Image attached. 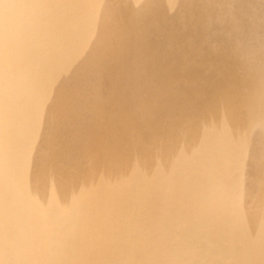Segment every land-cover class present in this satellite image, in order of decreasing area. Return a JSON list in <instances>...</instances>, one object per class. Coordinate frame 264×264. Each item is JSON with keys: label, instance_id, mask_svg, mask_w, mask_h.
I'll list each match as a JSON object with an SVG mask.
<instances>
[{"label": "clouds", "instance_id": "9594fccd", "mask_svg": "<svg viewBox=\"0 0 264 264\" xmlns=\"http://www.w3.org/2000/svg\"><path fill=\"white\" fill-rule=\"evenodd\" d=\"M0 264H264V0H0Z\"/></svg>", "mask_w": 264, "mask_h": 264}]
</instances>
